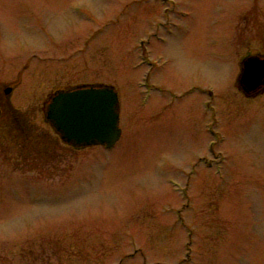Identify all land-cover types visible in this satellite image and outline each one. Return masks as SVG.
I'll list each match as a JSON object with an SVG mask.
<instances>
[{"label": "rangeland", "instance_id": "1", "mask_svg": "<svg viewBox=\"0 0 264 264\" xmlns=\"http://www.w3.org/2000/svg\"><path fill=\"white\" fill-rule=\"evenodd\" d=\"M230 21L239 55L264 50V0H0V97L28 130L0 134L1 260L264 264V123L209 49ZM80 82L116 88L112 149L45 119Z\"/></svg>", "mask_w": 264, "mask_h": 264}, {"label": "water", "instance_id": "2", "mask_svg": "<svg viewBox=\"0 0 264 264\" xmlns=\"http://www.w3.org/2000/svg\"><path fill=\"white\" fill-rule=\"evenodd\" d=\"M241 82L252 88L264 84V61H245ZM12 88L5 90L9 95ZM46 119L61 139L75 146L104 145L111 148L121 137L119 96L113 86H88L55 93Z\"/></svg>", "mask_w": 264, "mask_h": 264}, {"label": "flooded vegetation", "instance_id": "3", "mask_svg": "<svg viewBox=\"0 0 264 264\" xmlns=\"http://www.w3.org/2000/svg\"><path fill=\"white\" fill-rule=\"evenodd\" d=\"M236 16H237V13L234 11L231 18L234 19V17ZM244 17H245L244 20L246 21L248 19V16L246 17L245 15ZM244 24L245 26L243 27V30L247 29L249 26L248 23L246 22ZM157 25L161 26L162 24L158 23ZM237 30H240L239 24L238 23L233 24L230 21L228 27L223 32L224 37L223 38L220 37L219 40L212 42L209 49H210V53L212 54V56L218 60H221L222 63H225L226 67L232 74L233 79H234V88L236 90V95L246 100L247 103L249 102L250 106L253 107V111L250 115V121L252 122V126L253 125L256 126L258 124L264 123V121L262 122L258 121V118H259L258 116L259 107L258 106L260 104V101L262 99L264 100V84L261 86L248 88V87L243 86L241 79H242V75H243L244 68H245L244 66L245 61L250 57H257L261 61L262 60L264 61V50L263 51L255 50L252 52H247L243 55H239L238 45L235 44V38H233V33H235ZM142 58H143V62H147L150 66H153L155 68L154 63L148 62L149 60L146 56L145 48L142 52ZM229 63H233L235 67L234 66L232 68L228 67L227 64ZM150 73L151 72H149L146 75L145 80H144V85L147 88L146 89L147 92H149L150 90H153L154 88H157L154 84L152 85L150 84ZM99 84H103V83L80 82V83H75L72 85H67V86L56 88L48 94L49 96L48 99L43 103V110L47 109L48 104L51 100V97L55 93H58L60 91L70 90V89L77 88V87H86V86L99 85ZM8 96L9 95H6L4 91L3 98L0 97V134L9 133V131H17L19 134H21L25 138V136L28 135L27 126L24 124L23 119H20L16 116L15 110L10 106L8 102ZM209 96L212 99L211 92H209ZM208 106H211L209 102H208ZM216 136L220 138L218 134H216ZM24 145H26V143ZM69 146L74 150H80L82 148H86V147H81V146H75L73 144ZM13 148L15 147L13 146ZM0 264H14V261L7 262V261H3L0 259Z\"/></svg>", "mask_w": 264, "mask_h": 264}]
</instances>
